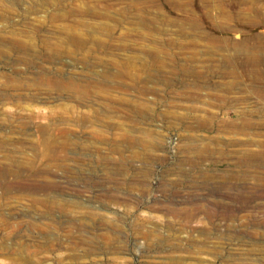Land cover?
<instances>
[{
	"label": "rangeland",
	"instance_id": "obj_1",
	"mask_svg": "<svg viewBox=\"0 0 264 264\" xmlns=\"http://www.w3.org/2000/svg\"><path fill=\"white\" fill-rule=\"evenodd\" d=\"M0 264H264V0H0Z\"/></svg>",
	"mask_w": 264,
	"mask_h": 264
}]
</instances>
